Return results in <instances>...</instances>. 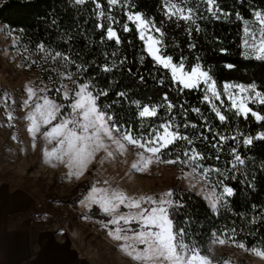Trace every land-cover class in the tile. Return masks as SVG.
Here are the masks:
<instances>
[{
    "label": "snow or ice",
    "instance_id": "obj_1",
    "mask_svg": "<svg viewBox=\"0 0 264 264\" xmlns=\"http://www.w3.org/2000/svg\"><path fill=\"white\" fill-rule=\"evenodd\" d=\"M73 2L78 6L94 4L93 15L97 21L95 27L103 30L101 42L114 40L116 45L121 44V38L114 25L120 24V21L113 10L119 8L123 11L126 22L120 24V29L127 33L132 31L129 23L135 26L154 67L161 73H167L158 77L153 76L162 87L166 86V80L178 92H183L185 89L197 90L203 86V101L210 104L211 111L215 113L221 124L229 119L222 112V108L232 112L236 117L248 119L251 116L256 122H264V114L255 107L249 106L250 104L264 106V90L259 89L255 82L249 84L225 82L221 91L210 70L202 65L199 56L195 58L196 62L192 64L190 70H187V57L181 56L178 62H174V57L167 54L164 22L183 21L187 25L186 31L189 36L193 29L199 33L203 30L200 21L206 18L220 20L231 17L232 13L224 11L218 0H199L195 6H188L185 0H162L164 20L161 21L160 26H157L154 17H146L145 13L133 10L135 5L130 3V0H106L107 11L100 0H73ZM201 4L204 5L206 15L200 12ZM235 18L242 23L241 56L244 59L264 61V9L254 8L251 19H246L237 11ZM188 47L195 49L196 45L190 43ZM220 51L226 53L227 49L221 48ZM36 52L44 53L45 61L59 62L64 69L63 71L56 67L50 69L60 80L59 87L54 89L59 99L49 95L53 91L52 88L43 86L37 89L32 85H26L27 98L21 102V107L27 109L24 119L28 122L27 132L32 137L31 146L36 147L39 134L45 142L42 152L46 162H66L69 168L68 175L79 178L87 170V165L95 158L96 153L103 151L107 157H114L116 153L123 154L126 145L130 144L138 149L137 159L131 164L132 170L146 172L153 163L180 165L182 173L180 179L189 176L199 177L196 183L189 184L190 188H196L197 183L203 182L200 191H209L210 194L205 199H211L212 209L219 211L229 198L236 195L234 187L227 183L229 177L219 168L205 166L203 161L206 157L194 146V139L186 131H181V127L185 130L189 128L194 130L197 125L191 122H183L182 125L176 123V114L173 110L177 107L183 109L184 105L174 104L169 98L168 91L161 94L159 103L142 104L140 100L130 101L135 105L136 115L141 121L134 133L130 124L119 123L116 114L112 112L113 104L118 101L114 100L107 107H101L99 101L109 96V89L99 88L90 78L80 82L90 66L78 63L72 57L71 51H55L46 48L43 43L36 46ZM108 55L105 53V56ZM111 55L115 57L116 53L113 52ZM127 59L125 56L119 59L118 63L113 60L111 66L105 63L100 70L111 73L114 69L123 66ZM144 59V55H141L140 62L143 63ZM32 63L35 64L36 61ZM70 66H74L76 71L68 70ZM225 67L233 69L235 66L227 63ZM128 71L131 72V69ZM49 79L51 80L52 77ZM65 79L71 82V88L63 82ZM139 79L141 82L144 81L143 76H139ZM115 95L123 99L127 93L120 91ZM222 97H226L230 102L228 106H225ZM16 103L17 101L7 92L0 96V104L4 106L9 121L14 119L9 104ZM161 110H163L162 122L145 128L143 120L161 119ZM191 111L199 114L201 110L192 108ZM208 131H212L210 127ZM216 136H219L220 141L228 139L237 141L242 137L246 146L252 145L255 140L264 141V131L256 133L255 136L245 135L242 132L232 137L220 133H216ZM198 138L207 139L203 132L198 134ZM12 139L16 137L13 136ZM177 142H185L190 147L184 148L182 152L169 151L170 146L174 147ZM216 146L213 144V147ZM231 153L232 169H238L245 164V159L237 148H232ZM173 155L174 158H163ZM216 159L219 160L220 156L217 155ZM185 167L190 171L185 172ZM213 173L216 174L215 177ZM231 178L235 179L234 176ZM99 183L98 181L91 186L88 195L80 203L89 211L92 210L93 205L99 207V210L105 214L106 219L101 220V225L107 230L108 237L117 242L120 251L134 264H217L199 245L191 242L185 228L176 227L175 210L184 207V204L182 200L176 198L174 189L170 188L159 194L132 196L118 187H112L107 180L103 181L107 187L97 186ZM255 207L254 205L253 208ZM122 208L127 211H123ZM260 219H264V214L259 217L253 216L251 223L255 224ZM227 231L225 230V235ZM230 231L233 235L229 239L236 247L264 258V249L247 248L244 242L235 240L236 229L232 228ZM213 242L223 245L227 241L217 237ZM223 264H229V261H224Z\"/></svg>",
    "mask_w": 264,
    "mask_h": 264
},
{
    "label": "trees",
    "instance_id": "obj_2",
    "mask_svg": "<svg viewBox=\"0 0 264 264\" xmlns=\"http://www.w3.org/2000/svg\"><path fill=\"white\" fill-rule=\"evenodd\" d=\"M105 11H107L106 0H100ZM134 4L133 10L145 13L146 17H154L157 26H160L163 15L162 0H130ZM188 6H195L199 0H185ZM222 9L232 13L231 17L215 20L206 18L200 21L202 31L197 33L194 29L191 36L188 35L187 25L180 21H165L163 29L166 33L165 43L168 45L167 54L174 57V62H178L181 56L187 57L186 68L190 69L194 64L195 58H201L202 65L210 70L217 81V86L222 91L223 83L226 81L252 83L255 82L259 89L264 90V61L255 59H244L241 56L240 48L242 36V23L235 18V13L240 12L246 19H251V12L255 9H264V0H218ZM94 4L76 5L73 0H0V23L17 32L19 43L26 50L33 52L37 57L44 56V53H37L36 46L43 43L46 48L69 52L78 63L90 66L89 71L81 78L92 79L101 89H109V96L101 98V107H107L114 100L112 112L116 114L119 123L130 124L134 133L139 128L140 118L136 115L135 105L130 103L133 100H140L144 103H159L161 94L169 92V98L176 105H184V108H175L176 123L191 122L197 125L196 129H183L194 139V146L204 154L206 159L203 161L205 166L219 168L229 177L227 183L234 187L236 195L229 198L219 211L212 209L207 200L198 192L173 186L176 198L182 200L184 207L175 210L176 227L186 229L191 242L199 245L205 254L210 252V244L218 238L230 241L231 229L235 228L234 238L237 242H244L247 248L261 247L264 249V219L257 223H251L253 216L264 214V141L255 140L250 146L243 144V138L237 141L228 139L220 141L221 135L232 137L242 132L245 135L255 136L256 133L264 131V122H256L251 116L248 119L236 117L232 112H222L229 117L228 121L221 124L215 113L211 111V106L203 101V86L197 90H187L178 92L165 81L166 86L162 87L153 76H160L161 73L154 67L151 57L147 56L143 47V42L135 26L129 23L132 29L130 32H122L120 24L126 22L124 12L119 8L114 9L113 13L117 16L120 24L114 25L121 38V44L116 45L115 41L101 42L103 30L95 27L97 21L93 15ZM200 12L203 15L204 5H200ZM71 38V39H69ZM194 43L195 49H190L188 45ZM225 48L227 52H221ZM115 52L113 57L111 53ZM108 53V56H105ZM141 55L145 59L140 62ZM127 57L123 66L114 69L111 73L102 72L101 66L105 63L111 66L112 61ZM52 62V61H51ZM53 63V62H52ZM227 63H232L235 67L228 69ZM54 67L61 71L64 69L59 62L53 63ZM131 69V72L128 71ZM75 72L74 66L68 69ZM139 76L144 77L141 82ZM45 77H52L55 82L51 95L58 98L54 91L59 85L56 73L48 72ZM6 89L0 85V94ZM126 92L127 96L123 99L117 97V92ZM225 106L229 105L226 97H222ZM219 105V101H217ZM264 114V106H253ZM192 108H199V114L192 112ZM186 110V114H185ZM206 118V119H205ZM161 119L146 118L143 120L145 128L162 122ZM211 128V132L208 128ZM203 132L207 139L198 138V134ZM138 134V133H137ZM216 144V147H213ZM190 147L185 142H177L169 151L180 152L184 148ZM237 148L245 164L232 169L230 161L233 160L231 149ZM220 159L217 160L216 156ZM164 159L174 158L165 156ZM216 174L213 173V177ZM235 177L232 179L231 177ZM88 185L85 180L79 182L72 191L73 200L81 197ZM256 206L253 208V206ZM98 218H105V214L100 213L99 207L93 205L91 211ZM187 221V223L185 222ZM225 230L227 234L225 235ZM213 233L216 235L214 236Z\"/></svg>",
    "mask_w": 264,
    "mask_h": 264
},
{
    "label": "rangeland",
    "instance_id": "obj_3",
    "mask_svg": "<svg viewBox=\"0 0 264 264\" xmlns=\"http://www.w3.org/2000/svg\"><path fill=\"white\" fill-rule=\"evenodd\" d=\"M43 57H37L23 48L17 32L0 23V85L5 86L7 90L4 92L17 101L15 105L9 104V110L14 116L12 121L8 120L5 108L0 104V152L5 168L8 169L5 172L15 175L20 183L27 186L39 204L38 210L51 213L60 228L67 229L77 238L85 259L100 264H134L120 251L117 242L108 237L107 230L101 225L103 218L94 216L81 205L80 201L88 195L93 184L99 181L97 186L107 187L103 184V181L107 180L112 187H118L132 196L159 194L173 186L192 189L204 198L210 193L200 191L202 181L197 183L196 188L189 187V184L196 183L199 177L180 179V165L153 163L146 172L132 170L131 164L137 159L138 149L130 144L126 145L123 154L116 153L114 157H107L103 151L96 153L95 158L87 165V170L79 178L68 175L66 162L53 161L55 166L46 162L42 152L45 142L38 134L36 147L31 146L32 137L27 132L28 122L24 119L27 109L21 107V102L27 98L26 85L37 89L43 86L53 88L55 85V82L45 77L46 73L52 72L50 69L54 65L51 60L45 61ZM33 61L36 63L33 64ZM63 82L72 87L70 81L65 79ZM49 95L54 97L50 93ZM10 124L12 126H9ZM13 136L16 139H12ZM184 171L189 172L190 169L185 167ZM83 180L87 182L88 187L81 197L74 201L73 188ZM206 200L211 205V199ZM122 210L127 211L123 208ZM208 255L217 264H223L224 261H229V264H264V258L240 249L230 241L223 245L212 242Z\"/></svg>",
    "mask_w": 264,
    "mask_h": 264
},
{
    "label": "crops",
    "instance_id": "obj_4",
    "mask_svg": "<svg viewBox=\"0 0 264 264\" xmlns=\"http://www.w3.org/2000/svg\"><path fill=\"white\" fill-rule=\"evenodd\" d=\"M0 152V264H100L83 257L77 238L60 228L51 213L18 177L5 172Z\"/></svg>",
    "mask_w": 264,
    "mask_h": 264
}]
</instances>
